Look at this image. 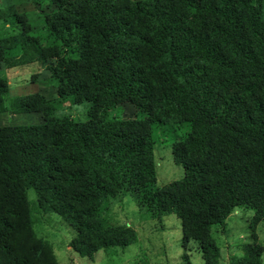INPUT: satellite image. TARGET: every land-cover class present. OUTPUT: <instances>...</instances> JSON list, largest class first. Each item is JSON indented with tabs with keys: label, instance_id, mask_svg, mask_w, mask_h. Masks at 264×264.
Returning a JSON list of instances; mask_svg holds the SVG:
<instances>
[{
	"label": "trees",
	"instance_id": "obj_1",
	"mask_svg": "<svg viewBox=\"0 0 264 264\" xmlns=\"http://www.w3.org/2000/svg\"><path fill=\"white\" fill-rule=\"evenodd\" d=\"M11 1L0 6V64L45 63L53 94L35 74L12 94L0 76V114L41 117L0 123V264H60L33 229L28 188L72 229L69 248L89 258L136 241L111 220L109 199L129 194L157 221L174 214L181 264H192L190 242L201 264H220L212 226L223 230L245 207L250 241L226 264H262L264 0H47L44 10ZM79 103L83 121L70 115ZM125 103L142 116L108 117ZM165 126L183 175L159 187L154 131Z\"/></svg>",
	"mask_w": 264,
	"mask_h": 264
},
{
	"label": "rangeland",
	"instance_id": "obj_2",
	"mask_svg": "<svg viewBox=\"0 0 264 264\" xmlns=\"http://www.w3.org/2000/svg\"><path fill=\"white\" fill-rule=\"evenodd\" d=\"M16 0L11 2L15 3ZM5 0H0V6H3ZM38 5L44 10L47 0L37 1ZM19 6L18 10L30 9ZM35 11L39 12L37 6ZM34 14L28 12V17L32 18ZM36 20V19H35ZM34 22V20H32ZM37 75V87L45 95L53 94V83H42L49 74L45 63L32 62L12 68H5L0 64V76H6L10 93L15 94L19 88L29 83L32 75ZM70 115L76 121L86 119L85 104H74L71 107ZM141 117L133 105L129 103L120 104L113 107L108 112V117ZM41 122V117L37 113H3L0 114V123L10 124H36ZM178 134L182 129L176 131ZM156 141L154 147V161L157 173V186H162L166 182L176 180L182 177L183 170L180 165L175 164L171 157L172 134L168 127H158L154 131ZM164 139V140H162ZM29 202L31 214L35 219L33 229L35 233L47 240L54 251L56 260L60 264H181V231L179 219L174 214L164 215L160 221L150 218L141 210L129 194L119 198L109 199L107 201V213L111 220L118 224L131 226L136 232V241L123 247H111L108 254L103 250L94 252L91 258L80 256L68 246L69 240L73 236L72 229L53 212H43L37 205L35 191L28 188L25 191ZM253 212L245 207H235L229 216L225 219L223 230L221 226H212V235L220 250V264L228 260V256L241 255L242 243L249 242L248 223ZM257 240L264 244V220L256 227ZM189 255L192 264H197L201 259L195 243L190 242ZM238 254V255H237ZM262 264H264V254L262 255Z\"/></svg>",
	"mask_w": 264,
	"mask_h": 264
},
{
	"label": "crops",
	"instance_id": "obj_3",
	"mask_svg": "<svg viewBox=\"0 0 264 264\" xmlns=\"http://www.w3.org/2000/svg\"><path fill=\"white\" fill-rule=\"evenodd\" d=\"M234 255V254H233ZM238 255V254H237ZM232 256V255H231ZM230 255L228 256L229 258L231 257ZM228 258V260H229ZM228 260L224 261L223 264H226L228 262ZM202 263V259L199 260V262L197 264H201Z\"/></svg>",
	"mask_w": 264,
	"mask_h": 264
}]
</instances>
